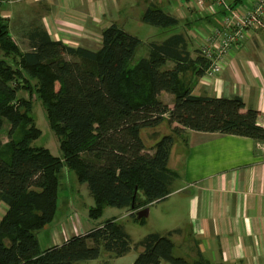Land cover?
I'll return each mask as SVG.
<instances>
[{"label":"trees","instance_id":"trees-1","mask_svg":"<svg viewBox=\"0 0 264 264\" xmlns=\"http://www.w3.org/2000/svg\"><path fill=\"white\" fill-rule=\"evenodd\" d=\"M141 22L164 32L180 24L155 6L145 9ZM28 41L29 50L22 52L0 17V50L12 58V65L0 60V203L6 207L0 219V264H78L97 259L100 247L117 258L138 251L132 264H210L201 255L193 262L175 257V230L149 233L133 243L116 218L44 250L37 235L55 216L64 167L87 185L94 199L91 218L116 207L138 220V211L172 193L179 176L168 166L170 153L178 142L186 144L188 132L247 137L264 145L258 112L244 111L237 96L193 95L189 76H203L210 61L191 48L183 32L150 42L148 55L138 60L142 41L117 24L102 31L95 51L51 40L42 29L31 30ZM21 89L44 107L60 157L31 146L40 130L31 98L18 97ZM162 92L174 97L172 107L159 99ZM4 121L9 124L6 143ZM164 121L171 132L148 151L141 130Z\"/></svg>","mask_w":264,"mask_h":264},{"label":"crops","instance_id":"crops-1","mask_svg":"<svg viewBox=\"0 0 264 264\" xmlns=\"http://www.w3.org/2000/svg\"><path fill=\"white\" fill-rule=\"evenodd\" d=\"M224 1L241 10L257 2ZM210 4L209 0L202 5L197 0H0V17L22 52L29 50L28 33L35 29L69 47L95 51L104 29L117 24L132 35L126 22L144 24L143 12L155 6L176 17L180 22L176 33L183 32L191 48L201 50L209 45L214 29L220 28L218 17L208 11ZM219 14L227 11L220 6ZM189 79L195 96L240 97L244 111L256 110L264 128V21L263 27L247 30L231 48L217 78L191 75ZM159 99L169 107L174 102L164 92ZM168 166L179 176L168 197L181 198L161 211L160 233L175 230L174 246L176 240H183L193 261L201 255L210 264H264V162L259 144L247 137L190 131L186 144L178 142L172 148ZM56 235L52 245L70 237Z\"/></svg>","mask_w":264,"mask_h":264},{"label":"rangeland","instance_id":"rangeland-1","mask_svg":"<svg viewBox=\"0 0 264 264\" xmlns=\"http://www.w3.org/2000/svg\"><path fill=\"white\" fill-rule=\"evenodd\" d=\"M125 25L126 29L131 31L132 35L138 37L142 41V45L136 52L135 60L148 55V44L150 42H161L172 33H176V30L164 32L159 28L147 24H141L139 26L132 20L126 22ZM21 45L23 50L27 49L24 43H21ZM0 60H5L12 65V59L4 57L1 51ZM169 65L170 62L167 63V66ZM18 97L31 98L33 102L32 117L36 128L40 130V136L31 143V146L46 148L53 156L60 157L59 139L49 127L46 111L41 102L37 100L35 95L29 97L28 92L23 89L18 92ZM170 127L167 121H164L154 129L141 130V138L146 145V149L151 151L152 146L157 140L163 135L171 132ZM8 131L9 124L7 121H4L2 129V141L4 143L8 141ZM180 198V195L172 194L168 199L151 205L148 216L144 218L142 222L131 216L127 209H119L116 207H106L98 218L93 219L89 216V209L94 205V199L89 194L87 185L80 183L76 174L64 167L59 178L55 216L52 222L40 230L37 235L40 248L44 250L50 247L58 233L60 235L67 234L70 236L78 230L85 233L111 218H116L119 225H121L130 236L132 242L137 243L149 233H160L163 225L161 211L164 210V207H168ZM168 209L170 208H167V210ZM5 210L6 207L0 203V219ZM176 224V222H173L171 225L175 227L174 225ZM160 234L164 235L167 233ZM89 244L92 245V242H89ZM137 254L138 251L132 249L122 257H109L103 248L100 247V255L97 259L83 261L78 264H132ZM173 255L193 262L188 246H186V243H183V240H176L173 248Z\"/></svg>","mask_w":264,"mask_h":264},{"label":"built area","instance_id":"built-area-1","mask_svg":"<svg viewBox=\"0 0 264 264\" xmlns=\"http://www.w3.org/2000/svg\"><path fill=\"white\" fill-rule=\"evenodd\" d=\"M208 11L218 17L220 28L214 29L209 45L201 48V53L210 61L209 67L203 75L205 79L217 78L225 64L226 56L231 48L243 40L244 33L251 29L263 27L264 0H257L249 10L232 9L224 0H209ZM204 0H197L202 5ZM220 6L227 11L226 15L219 14ZM261 159L264 162V145H259Z\"/></svg>","mask_w":264,"mask_h":264},{"label":"water","instance_id":"water-1","mask_svg":"<svg viewBox=\"0 0 264 264\" xmlns=\"http://www.w3.org/2000/svg\"><path fill=\"white\" fill-rule=\"evenodd\" d=\"M148 214H149V207H147V208H145V209H143L141 211H138L136 213V217L139 220V219H142V218H146L148 216Z\"/></svg>","mask_w":264,"mask_h":264}]
</instances>
